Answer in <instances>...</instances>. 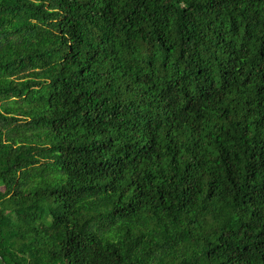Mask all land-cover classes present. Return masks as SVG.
<instances>
[{"label":"trees","instance_id":"trees-1","mask_svg":"<svg viewBox=\"0 0 264 264\" xmlns=\"http://www.w3.org/2000/svg\"><path fill=\"white\" fill-rule=\"evenodd\" d=\"M0 264H264V0H0Z\"/></svg>","mask_w":264,"mask_h":264}]
</instances>
